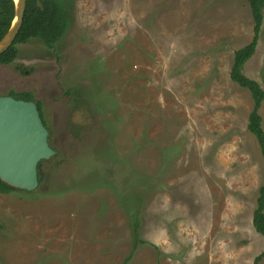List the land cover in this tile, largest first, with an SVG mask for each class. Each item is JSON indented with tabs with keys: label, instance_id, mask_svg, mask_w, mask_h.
I'll use <instances>...</instances> for the list:
<instances>
[{
	"label": "rangeland",
	"instance_id": "374dc122",
	"mask_svg": "<svg viewBox=\"0 0 264 264\" xmlns=\"http://www.w3.org/2000/svg\"><path fill=\"white\" fill-rule=\"evenodd\" d=\"M65 1L54 50L0 64V96L31 93L56 151L35 191L0 194V263L255 264L264 158L230 77L248 2ZM244 73L264 89V25Z\"/></svg>",
	"mask_w": 264,
	"mask_h": 264
},
{
	"label": "trees",
	"instance_id": "16d2710c",
	"mask_svg": "<svg viewBox=\"0 0 264 264\" xmlns=\"http://www.w3.org/2000/svg\"><path fill=\"white\" fill-rule=\"evenodd\" d=\"M250 6L254 21L253 39L251 43L235 53L234 64L231 69L230 77L233 82L243 89L248 90L254 100V107L249 116L248 131L256 137L261 154L264 158V128L260 110L264 103V89L254 79L244 73L247 62L255 55L259 43L260 34L264 25V0H246ZM70 4L65 0H27V10L24 23L14 45L0 56L1 65H10L18 57V45L27 44L31 40L41 41L48 49L54 50L57 44L63 39L70 25L69 8ZM15 0H0V41L10 30L15 19ZM17 99L34 101L31 93L20 94L11 93ZM44 124L41 104L37 102ZM49 129V128H48ZM43 163V162H42ZM40 164V167L42 166ZM40 185L44 181L39 168ZM16 189L8 186L0 180V194H10ZM253 225L257 233L264 238V185L260 188L257 200V209L253 214ZM140 221L137 217L134 222L135 248L139 244H145L139 236ZM264 260V251L255 259V264ZM1 264V263H0Z\"/></svg>",
	"mask_w": 264,
	"mask_h": 264
},
{
	"label": "water",
	"instance_id": "95a60500",
	"mask_svg": "<svg viewBox=\"0 0 264 264\" xmlns=\"http://www.w3.org/2000/svg\"><path fill=\"white\" fill-rule=\"evenodd\" d=\"M15 5V19L0 41V56L14 45L24 23L27 0H15ZM49 136L35 101L0 96V180L16 190L35 191L40 164L56 155Z\"/></svg>",
	"mask_w": 264,
	"mask_h": 264
},
{
	"label": "flooded vegetation",
	"instance_id": "af4514ba",
	"mask_svg": "<svg viewBox=\"0 0 264 264\" xmlns=\"http://www.w3.org/2000/svg\"><path fill=\"white\" fill-rule=\"evenodd\" d=\"M7 96H12V95H11V92H10L9 94H7ZM12 97H13V96H12ZM40 170H41V167H40ZM41 174H42V171H41Z\"/></svg>",
	"mask_w": 264,
	"mask_h": 264
}]
</instances>
